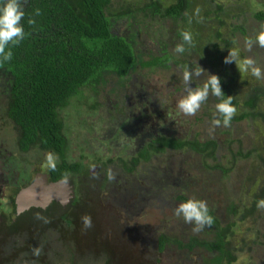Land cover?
I'll use <instances>...</instances> for the list:
<instances>
[{"label":"trees","instance_id":"trees-1","mask_svg":"<svg viewBox=\"0 0 264 264\" xmlns=\"http://www.w3.org/2000/svg\"><path fill=\"white\" fill-rule=\"evenodd\" d=\"M165 1L21 0L25 11L21 20L25 36L18 44L11 46L12 58L0 63V129L5 122L8 130L16 134L19 148L27 152L31 166L37 165L40 152L50 150L56 157L55 167L48 166L53 180L76 172L83 167L88 157L108 167L109 178V172L113 176L114 173L129 174L139 170L140 163L154 153L165 155L169 152H186L200 154V165L212 169L213 174L218 170L224 174L229 172L220 154L226 145L211 137L200 138L199 134H193L190 130L185 133L174 127L170 132L152 133V137L144 144H132L129 150L122 145L121 151L116 148L113 139L107 136L109 124L117 122L119 126L121 117L132 110L130 96L132 94L134 97L136 93L131 89L133 79L143 69L147 75L170 67L181 72L184 67L194 65L197 53V56L212 61L214 69L219 72L222 91L225 95H232L236 108L241 109L233 116L231 123L249 117L257 119L264 112V92L260 91L259 84L252 86L245 104L240 107L234 89L237 78L227 68L224 62L226 55L221 50L236 45L234 37L237 35L252 36L246 33L249 26L246 24L248 17L244 16L247 12L244 6L235 3L237 6L233 7V3L232 8L228 9V5L217 0ZM238 2L242 3V0ZM196 8H199V14L194 13ZM242 16V22H227L228 18L240 20ZM251 16L263 21L264 7L252 11ZM29 20L34 22L29 23ZM158 25L159 29L156 27ZM122 26L124 29L119 31ZM225 26L226 29L221 30ZM155 29L159 33H152ZM203 29L210 30V36L201 38L198 33ZM183 30L192 33L193 43L186 45L183 54H176L167 41L169 35L166 31H175L178 39H181ZM142 35L151 36L153 45L148 47L152 50L151 54L145 49L148 45L144 38L141 39ZM216 54L219 56L214 59ZM221 68L224 69L222 73L225 79L220 74ZM109 85L110 88L107 87ZM102 92L107 93L110 101L109 116L106 117L104 106L108 101L100 98ZM81 116L85 119L83 122L79 121ZM133 127L135 125H130L128 129ZM67 129H71L70 134ZM260 133L264 135L262 127ZM231 143L227 142L226 146L230 161L251 155V152L244 150L235 152L237 149ZM183 170V176L193 174L198 179L199 175L203 179L213 175L195 174L189 166ZM179 177L182 179V175ZM263 177L259 181L256 174L255 184L264 187ZM187 185L179 191L178 198H188ZM256 189V186L252 188L253 191ZM75 191L78 192L77 189ZM250 193L251 190L246 194ZM79 206L76 194L75 198H71L69 207L70 212L74 213L67 214L68 210L63 213L68 221L81 222L83 214L75 213ZM237 206L234 201L230 202L232 213L236 214ZM209 210L214 219L210 226L205 227L210 231L215 229L218 241L205 237L200 239L197 234L186 237L177 235L179 238L170 240L166 234H161L160 245L156 250L163 251L168 241H174L188 250L203 245L214 253L217 251L215 258L218 263H231L235 256L232 248L239 239L235 236L238 237L241 230L233 221L222 224L220 217L210 207ZM252 212L251 208L249 213ZM213 224L216 226L213 227Z\"/></svg>","mask_w":264,"mask_h":264},{"label":"rangeland","instance_id":"rangeland-1","mask_svg":"<svg viewBox=\"0 0 264 264\" xmlns=\"http://www.w3.org/2000/svg\"><path fill=\"white\" fill-rule=\"evenodd\" d=\"M238 1L217 0L223 5H228V9L232 8L231 5L233 3V7L237 6L235 3H238L240 7L244 6L247 11L244 16L248 17L246 24L249 26V30L246 33L254 36L256 29L264 20H257L251 14L252 11H257V9L264 7V0H242V3L246 2L245 5ZM166 2H173V0H167L164 3ZM244 16L240 17V20L228 18L227 22H242ZM156 27L159 29V25ZM123 29L124 26L119 27V31ZM225 29L226 26L221 28V30ZM152 33L159 32L155 29ZM166 33L169 35L167 41L173 48L177 43L181 42L175 31H166ZM210 33V30L203 29L198 34H200L201 38H206L210 36ZM163 34H165V29ZM150 37V35H142L141 39H145L148 45L145 49L151 54L152 50L148 48L153 45ZM244 37V35L235 36L236 45L234 44V46L221 50L227 56L229 50L239 47L241 56H252L258 63L264 64V47L254 45L251 51H247L243 47ZM197 54L195 55L197 62L204 70L210 74L219 75V72L214 69V65L211 64L212 61L201 55L197 56ZM217 55L219 56V54H216L213 58L215 59ZM226 65L237 78L235 79L234 89L237 92L240 107L245 104V99L250 95L253 85L259 84L260 91L264 92V80H257L249 73L239 72L235 62L226 63ZM206 71L201 79L207 76ZM223 71L224 69L221 68L220 74L224 77ZM180 73V70L170 67L147 75L146 70L143 69L133 79L131 89L136 92L133 95L139 101L136 103L133 97L131 102L133 106L137 104L133 110L140 116L138 118L140 126L143 125V122H145V126L158 122L156 124L158 132H170L174 127H178L185 133L190 130L193 134H199L200 138L211 137L222 145L228 146L227 142L232 141L231 144L234 149H237L235 152L244 150L245 152H251V155L249 157L240 156L230 161V154L227 151V147L224 146L220 154L222 155L221 159H223L224 166L230 169L226 174L221 170H218L217 173L214 171L213 174L212 169L204 168L200 165L202 159L200 154L191 155V153L187 154L186 152H169L165 155L154 153L155 155H152L149 159H144L140 163L139 170L129 174L114 173L111 179L107 178V180H104V192H101L95 198L96 201L91 205V210L85 211V214H89L92 217L93 226L87 229L88 235L92 239L85 237L86 239L80 241L90 242L88 244L96 243L97 250H101V246H106L110 252L114 253L113 260L115 264H220L215 258L216 253L204 246H195L193 249L188 250L186 247H180L174 241L171 242L172 244L168 241L163 251H157L153 246L154 240L160 237L161 234H166L170 240L174 237L179 238L177 235H183L185 232L188 235H194L203 231V236L208 234V238L214 234L213 229L210 231L206 227L194 232L192 230L193 224L185 223L182 217H178L174 213V209L183 201L182 199H176L175 192L177 190L182 191L183 186L188 184V197L194 196L204 199L207 201L208 207H217L216 213L221 217L222 224L233 221V224L237 223V227L241 230V234H238V237L234 235L237 239L239 238L237 241L235 240L236 242L232 248L235 256L232 258L231 263L225 261L224 264H264V207L257 206V202L264 198V187H261L259 183L255 184L256 174H258L259 181L263 180L260 177H263L264 172V168H262L264 167V135L260 133V127L264 129V112L257 119L252 117L245 118L232 122L227 127L222 124L220 126H212L211 119L215 111L214 105L217 102V98L209 96V99L195 115L186 116L179 113L176 109V101L183 94V83ZM245 80L248 82L243 83ZM143 83L146 85L145 88H143ZM107 87L110 88V85ZM146 89L151 92V100L144 104L145 100L142 101L141 92ZM100 98L108 101L107 93L102 92ZM109 102L104 106L106 109L105 117L109 116ZM140 107L149 115V118L138 112ZM236 109V113L241 110L240 108ZM128 117L129 115L121 117L120 123L127 121ZM80 120L83 122L85 119L81 116ZM2 124L4 126L0 129L2 131L0 135L3 133V138L7 143L12 138V135L5 122ZM109 125V130H111L118 126V123L115 122ZM70 130L67 129L68 133ZM152 133L153 135L156 134L154 131ZM107 135H109V132H107ZM151 137V134H146L141 144H144ZM68 140L70 141L71 138H68ZM115 146L121 151L120 146ZM48 153L40 152L38 154V160L43 161L41 166L45 169L49 166L47 161ZM226 161L233 162V164H228ZM188 166L195 174L205 175L212 173L214 177L213 175L211 177L208 175L203 179L199 175L198 179L193 174L189 176L185 174L183 176V168ZM163 167L173 168V172L178 173V178L171 180L172 174L170 172L169 176H165L164 181L157 184L154 181V177L157 180V177L163 174ZM179 173L182 175V179L179 177ZM255 186L257 189L253 191L252 188L255 189ZM209 188H214L212 195L208 191ZM126 189L130 192L128 196L126 195ZM250 190L251 193L246 194ZM58 191L54 190L53 194L57 195ZM169 193H171V196L168 198ZM160 195L169 200L170 205H167L169 208L166 206L167 210L163 209L159 204L160 199H157V196L160 197ZM232 201L238 205L236 214H233L229 208V204ZM251 208L253 209L252 214L249 213ZM237 227L234 226V228ZM77 229L79 235L87 231L82 229V222L77 225ZM84 255L82 254V258H84Z\"/></svg>","mask_w":264,"mask_h":264},{"label":"flooded vegetation","instance_id":"flooded-vegetation-1","mask_svg":"<svg viewBox=\"0 0 264 264\" xmlns=\"http://www.w3.org/2000/svg\"><path fill=\"white\" fill-rule=\"evenodd\" d=\"M145 87L146 85L143 83V88ZM141 94L142 101L145 100L144 104L151 100L150 90L146 89ZM132 98L131 94L129 101L131 105ZM134 101L137 103L139 100L135 97ZM136 105H132L133 108L128 113L127 121L123 123L120 121L116 129L108 130L109 135L107 136L113 139L115 145L120 147L125 145L126 150H129L132 144L142 145L146 134L152 135V131L158 132L156 128L158 122L150 123L148 126H145V122H143V125L140 126L138 123L140 116L133 110ZM138 112L149 118V115L141 107ZM130 125H135V127L129 130ZM8 127L10 129V126ZM10 134L12 138L7 143L3 138V133L0 135V264H115L114 253L107 251L106 246H101V250H97L96 243L81 242L80 240L90 238L88 230L79 235L77 225L80 222L68 221V217L63 215L64 210H68L67 214L70 213V215L74 213L73 211L70 212L69 207L71 198H75L76 194L80 206L75 213L85 215V211L91 210V205L96 201L95 198L104 192V180L108 178V167L106 168L94 161L92 157H88L84 160L86 163L83 164V167L77 169L76 172H70L69 176L53 180L48 168L45 169L41 166L42 160H39L37 165L31 166L29 164V156L27 152L19 148V141L15 139L16 134L12 132ZM45 152L50 153V150ZM109 168L112 169L113 167L109 166ZM162 170L163 174L158 176L157 180L154 177L157 184L164 181L165 176H169L170 172L172 174L171 180L178 178V173L173 172V168L163 167ZM41 174H46L47 177L42 179L47 184L51 181L64 180L69 184L71 190L66 192V188L63 187L57 192V195L50 193L51 198L45 205L25 203L21 207L20 200L24 190L31 186L37 176ZM213 189H208L211 195ZM126 190L128 196L130 192L128 189ZM64 191L66 194L63 193ZM175 194L176 199H181L178 198L179 190ZM35 195L42 198L43 193L37 191ZM170 196L171 193L168 194V198ZM157 199H160L159 204L162 208L167 210V205H170L169 200L163 198L162 195L157 196ZM210 208L214 214L219 216L216 213L217 207ZM233 214L235 213L233 212ZM76 216L78 215L76 214ZM220 222L222 223L221 217ZM214 226L216 225L213 224ZM202 232L197 236L200 239L208 238V234L203 236L204 233ZM216 234L218 233L215 231L214 236L208 239L218 241ZM183 236H188V234L185 232ZM159 245V237H157L153 246L156 249ZM82 254H85L84 258H82Z\"/></svg>","mask_w":264,"mask_h":264},{"label":"clouds","instance_id":"clouds-1","mask_svg":"<svg viewBox=\"0 0 264 264\" xmlns=\"http://www.w3.org/2000/svg\"><path fill=\"white\" fill-rule=\"evenodd\" d=\"M199 14V8L194 10ZM39 14V10H36ZM25 16L21 0H0V63L6 62L12 58V45L18 44L25 36L24 25L21 23ZM34 21L29 20V23ZM181 42L177 43L173 49L176 54H183L186 51V45L193 43V35L188 30L181 32ZM264 47V22L256 29L254 36H245L243 47L251 51L253 46ZM225 63L235 62L239 72L249 73L257 80H264V64L258 63L252 56H241L239 47L229 50L228 55L224 57ZM204 70L197 59L194 65H189L181 70V81L183 83V94L176 101V109L179 113L186 116L195 115L202 105L209 99V96L217 98L214 105L211 125L225 127L229 126L233 116L236 114V105L233 103L232 95H225L222 91L220 77L216 74L204 76ZM197 81H199L197 83ZM194 85V86H193ZM47 161L49 166L55 167V154L48 153ZM112 178L109 172V179ZM258 207H264V198L257 202ZM178 217H182L185 223L193 224V231L198 232L206 225L213 223V216L210 213L207 201L197 197H188L181 201L174 209ZM82 229L87 230L93 226L92 217L85 214L81 217ZM38 252V250H37Z\"/></svg>","mask_w":264,"mask_h":264},{"label":"water","instance_id":"water-1","mask_svg":"<svg viewBox=\"0 0 264 264\" xmlns=\"http://www.w3.org/2000/svg\"><path fill=\"white\" fill-rule=\"evenodd\" d=\"M47 177L46 174H41L40 176H37L35 182L26 188L21 196V207L27 203V204H42L45 205L49 202L51 196L50 193H53L54 190H61L63 187L66 188V192L70 191L71 188L69 184L64 180L59 181H51L48 184L42 179ZM47 180V178H46ZM37 191H41L43 193L42 198L38 197ZM45 193H44V192Z\"/></svg>","mask_w":264,"mask_h":264}]
</instances>
